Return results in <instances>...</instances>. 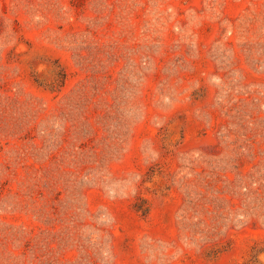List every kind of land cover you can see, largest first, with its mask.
<instances>
[{
  "label": "rangeland",
  "instance_id": "1",
  "mask_svg": "<svg viewBox=\"0 0 264 264\" xmlns=\"http://www.w3.org/2000/svg\"><path fill=\"white\" fill-rule=\"evenodd\" d=\"M0 264H264V0H0Z\"/></svg>",
  "mask_w": 264,
  "mask_h": 264
},
{
  "label": "trees",
  "instance_id": "2",
  "mask_svg": "<svg viewBox=\"0 0 264 264\" xmlns=\"http://www.w3.org/2000/svg\"><path fill=\"white\" fill-rule=\"evenodd\" d=\"M62 77H63V75H62ZM57 81H61V78H60V79H58Z\"/></svg>",
  "mask_w": 264,
  "mask_h": 264
}]
</instances>
